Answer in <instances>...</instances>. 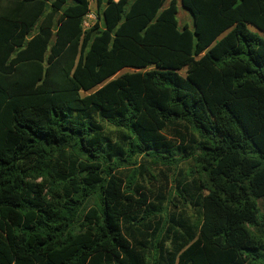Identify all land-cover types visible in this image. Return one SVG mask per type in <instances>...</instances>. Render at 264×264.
Masks as SVG:
<instances>
[{"label":"trees","instance_id":"16d2710c","mask_svg":"<svg viewBox=\"0 0 264 264\" xmlns=\"http://www.w3.org/2000/svg\"><path fill=\"white\" fill-rule=\"evenodd\" d=\"M167 1L0 0V264H264V0Z\"/></svg>","mask_w":264,"mask_h":264},{"label":"rangeland","instance_id":"374dc122","mask_svg":"<svg viewBox=\"0 0 264 264\" xmlns=\"http://www.w3.org/2000/svg\"><path fill=\"white\" fill-rule=\"evenodd\" d=\"M171 1L172 0H168L165 7H167L171 3ZM177 3H178L177 20H178L180 29H183L185 27V25H188L191 30H194V20H193L191 13L182 6L181 0H177ZM92 20H95V15L93 13H91L87 17V25H89L90 21H92ZM253 30L258 32L259 34L263 35L259 31L255 30V29H253ZM128 71L129 70H125L122 73H125Z\"/></svg>","mask_w":264,"mask_h":264},{"label":"built area","instance_id":"2783aa9c","mask_svg":"<svg viewBox=\"0 0 264 264\" xmlns=\"http://www.w3.org/2000/svg\"><path fill=\"white\" fill-rule=\"evenodd\" d=\"M87 25V24H86Z\"/></svg>","mask_w":264,"mask_h":264}]
</instances>
